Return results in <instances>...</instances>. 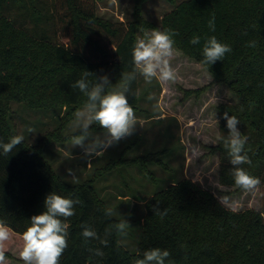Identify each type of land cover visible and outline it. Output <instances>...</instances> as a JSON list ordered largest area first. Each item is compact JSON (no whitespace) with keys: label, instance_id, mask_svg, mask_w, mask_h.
<instances>
[{"label":"trees","instance_id":"obj_1","mask_svg":"<svg viewBox=\"0 0 264 264\" xmlns=\"http://www.w3.org/2000/svg\"><path fill=\"white\" fill-rule=\"evenodd\" d=\"M144 2L136 0L133 19L112 20L98 15L97 0H0V141L7 143L15 135L8 127L4 102L14 87L36 106L50 103L54 96L73 105L87 102L79 89L70 87L85 70L107 75L113 84L122 72L132 71L137 31L150 24L142 14ZM213 17L214 32L208 26ZM158 29L178 33L173 37L175 48L202 65L212 77L211 85H226L235 95L234 102L218 105L219 137L208 146L211 154L218 153L220 182L235 185L231 157L221 139L228 136L223 119L228 112L248 137L244 151L252 163L241 167L264 184V0H174ZM194 36L200 37L199 44L190 43ZM210 36L230 45L232 51L222 61L206 65L202 50ZM249 41L256 46L247 47ZM95 76L87 79L95 82ZM207 88L185 89L184 95L198 97ZM131 90L136 93L129 95L132 105L137 101V78ZM51 192L80 200L75 214L65 221L68 247L60 264H133L144 251L157 247L170 252L165 264H264L262 211L228 208L188 177L168 184L146 201L136 251L118 243L115 228L106 237L107 246L99 239L85 243L82 226L104 239L105 229L117 221L105 215L109 208L91 181L65 182L42 157L41 146L25 140L8 155L0 150V221L13 231L14 249L19 241L21 250L30 218L45 210L44 200ZM157 203L161 211L166 210L163 217L153 211ZM9 246L10 242L6 258H12ZM95 249L103 256L90 251Z\"/></svg>","mask_w":264,"mask_h":264},{"label":"rangeland","instance_id":"obj_2","mask_svg":"<svg viewBox=\"0 0 264 264\" xmlns=\"http://www.w3.org/2000/svg\"><path fill=\"white\" fill-rule=\"evenodd\" d=\"M135 2L97 0V13L106 19L130 20ZM172 4L174 0H145L142 14L150 24L139 27L136 39L143 38L145 32L159 30V20ZM174 49L171 65L177 72V80L161 83L154 79L147 84L138 74L137 101L131 105L138 119L135 133L100 156L85 157L82 149L71 143V137L79 134L73 128L74 113L84 106L83 101L68 105L54 96L50 103L46 100L36 106L20 96L17 87L4 101L8 127L13 134L23 135L31 146L40 145L42 157L65 182L91 181L98 196L113 210L117 223L122 219L129 221L127 235L118 233V243L130 252L136 251L140 240L146 201L184 177L212 191L228 208L253 207L264 216V184L252 191L222 184L218 153L211 154L208 147L215 145L219 137L218 105L234 102L235 95L226 85H211V75L199 62L184 56L175 46ZM203 86L208 88L198 97L184 95L185 89ZM150 95L154 99L149 100ZM28 128L34 132L29 133ZM90 132L91 138H103L105 130L93 124ZM69 168L73 169L76 182L67 175ZM225 197L227 203L223 201ZM16 242L14 249L10 241L8 252L12 258H6V264H24L18 254L20 242Z\"/></svg>","mask_w":264,"mask_h":264},{"label":"clouds","instance_id":"obj_3","mask_svg":"<svg viewBox=\"0 0 264 264\" xmlns=\"http://www.w3.org/2000/svg\"><path fill=\"white\" fill-rule=\"evenodd\" d=\"M208 26L211 31H215L214 17L209 20ZM175 35L178 33L171 29L164 31L153 29L151 32H145L143 38L136 40L132 50L133 70L122 72L120 80L115 84L111 83L107 75L95 76L94 73L85 70L83 78L70 85L72 89H79L87 97L84 106L74 113L73 128L79 130V134L71 137L72 145L82 149L85 157L103 155L109 148L135 133L138 119L129 103V95H136L132 92L131 85L138 74L147 84H151L154 79L161 83H174L177 80V72L171 65L175 53L173 39ZM190 43L199 44L200 37L194 36ZM246 46L255 47L256 43L249 41ZM202 51L204 58L202 63L213 65L217 61H222L225 54L230 53L232 49L230 45L219 42L215 36H210L205 39ZM89 76H95V82H90L87 79ZM148 99L152 100L154 97L150 95ZM223 119L226 121L228 136L221 139L231 157L230 163L233 166L231 175L234 183L241 189L252 191L260 184V180L241 167L252 163L244 151L248 137L241 134L239 120L235 116H229L228 112H224ZM93 124L105 130L103 138L100 136L91 138L90 127ZM27 131L32 133L34 129L28 128ZM23 141V135H14L7 143L0 141V150L2 154L8 155ZM66 173L76 182L73 169H67ZM227 200V197L223 198L224 203H227ZM79 203V198H65L54 192L46 196L45 210L30 218V226L22 234L19 258L24 264H60V257L68 247L69 224L65 221L75 214L74 206ZM153 211L161 217L166 215V210L161 211L158 203L153 206ZM105 215L111 217L113 210L106 209ZM129 226L127 219L110 225L105 229L104 239H100L91 227L82 226L81 235L85 243L90 238L99 239L102 245L107 246L106 237L111 234L113 228L121 236H126ZM13 235L12 229L0 221V264H6V246L13 239ZM90 251L97 256H103L99 249ZM169 256L170 252L166 249L152 248L144 251L143 258L136 259L133 264H165Z\"/></svg>","mask_w":264,"mask_h":264}]
</instances>
